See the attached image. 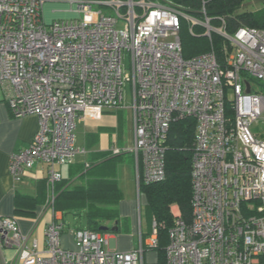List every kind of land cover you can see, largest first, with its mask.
<instances>
[{
	"label": "built area",
	"instance_id": "1",
	"mask_svg": "<svg viewBox=\"0 0 264 264\" xmlns=\"http://www.w3.org/2000/svg\"><path fill=\"white\" fill-rule=\"evenodd\" d=\"M45 2L0 0V89L15 117L39 120L31 144L10 157L14 180L48 164L45 209L54 211L63 178L55 166L73 165L82 152L78 121L123 110L128 85L139 192L141 180L166 178L171 125L196 123L193 218L172 211L162 264H264V137L252 130L264 115V30L244 27L230 35L208 17L198 21L160 0H73L75 17L45 23ZM183 20L203 26L209 38L221 35V55L184 58ZM63 229L58 218L49 224L40 249L16 218L0 217V244L16 251L15 264H145L158 245L156 223L151 237L140 232L139 247L129 252L107 250L106 236L87 229L74 230L76 248L64 249Z\"/></svg>",
	"mask_w": 264,
	"mask_h": 264
},
{
	"label": "trees",
	"instance_id": "2",
	"mask_svg": "<svg viewBox=\"0 0 264 264\" xmlns=\"http://www.w3.org/2000/svg\"><path fill=\"white\" fill-rule=\"evenodd\" d=\"M174 6L190 17L204 22L208 17L210 25L216 29L234 35L240 28H256L264 30V6L256 11L243 8L246 0H160ZM205 10V13H204ZM183 56L186 59L215 50L221 55L224 38L213 33L211 38L206 36V29L191 21L183 20L180 31ZM232 115V112L229 111ZM196 123L192 119L177 121L171 125L166 147V178L160 183H143L140 192L146 196V217L149 221V231L143 238H149L156 223L159 251V262L165 261V249L169 241V230L174 225L173 206H178L183 218L191 222L192 215V158L195 151ZM121 149V148H120ZM123 150V149H122ZM128 152L114 154L102 164L89 168L81 174L83 184L70 188L60 182L54 202L55 211L64 214L73 213L82 218V227L75 230H91L106 234L118 226L116 232H126L127 219L120 215L119 206L123 200V193L117 183L116 166L118 160ZM25 199L18 196L17 200ZM63 224L65 221L63 219ZM109 227V231L102 232L101 227ZM115 232V231H113ZM146 235V236H145Z\"/></svg>",
	"mask_w": 264,
	"mask_h": 264
},
{
	"label": "crops",
	"instance_id": "3",
	"mask_svg": "<svg viewBox=\"0 0 264 264\" xmlns=\"http://www.w3.org/2000/svg\"><path fill=\"white\" fill-rule=\"evenodd\" d=\"M72 1L46 0L42 9L43 21L51 23L55 20L75 17L76 12L74 6L71 5ZM45 14L47 15L46 20L44 18ZM124 112V109L105 111L100 118L85 117L80 119L76 129V142L82 152L78 155L73 165H56L55 170L62 174L64 186L72 189L83 184V180L80 179L82 173L110 159L113 147H118L123 149L124 152H128L118 160L116 173L117 183L123 193V200L119 206L120 215L122 218L127 219V229L131 227L133 232L136 227V206L132 197L134 184H136L138 191V182L135 157L129 151L133 146L131 113L129 120L132 127V139L129 140V145L126 146L123 133L126 123ZM38 130L39 120L37 117H15L11 113L0 89V217L16 218L21 232L30 235L31 239L38 242L40 249H44L47 245L46 230L49 224L57 218L62 224L63 219L65 221L64 214L61 211H55L54 209V213L53 210L45 209L50 193L48 185L50 166L45 163H37L19 181L14 180L8 170L11 155L27 148ZM61 183L58 182L56 184V191H58ZM125 195L128 197L126 202H129L130 206L132 203L133 208L129 207L131 211L123 212L121 208L125 202ZM138 195L140 196L141 192L138 191ZM18 196L25 199L18 202ZM177 208L178 206H173L172 211ZM146 219L149 231V221L147 217ZM65 230L64 227L61 235V246L67 250H74L76 248L74 241L75 228ZM140 232L143 233L142 227ZM115 234H123V232L112 231L104 234L107 242L109 237H114ZM132 234H130L131 237ZM121 236L123 235H118L117 237L120 238ZM124 236L128 237V235ZM118 238H116L117 247L114 251L129 252L135 249L133 244H131L132 246L118 248L120 241ZM110 240H114V238ZM16 259L17 253L15 250L0 244V264H15Z\"/></svg>",
	"mask_w": 264,
	"mask_h": 264
},
{
	"label": "rangeland",
	"instance_id": "4",
	"mask_svg": "<svg viewBox=\"0 0 264 264\" xmlns=\"http://www.w3.org/2000/svg\"><path fill=\"white\" fill-rule=\"evenodd\" d=\"M264 6V0H246V2L243 5V8L247 11H256L261 9ZM44 18L46 20L47 15H44ZM129 66H130V60L129 57L125 54L124 61H123V67L124 71L129 72ZM125 108H124V117H125V127H124V137H125V144L126 146L129 145V140L132 139V127L130 122V106L132 105V98L130 93V86L127 85V91H126V98H125ZM252 130L254 133L259 134L260 136L264 137V115L262 118H260L254 125L252 126ZM132 197V196H131ZM128 197L125 195V202L122 205L121 210L123 209V212L125 211H131V206L129 202H126ZM132 200H134V204L136 206V227L135 231L132 232L131 227L128 229L127 232H123V234H115L114 237L110 236L109 241L107 242V245L105 248L110 251H114L117 247L116 238H118V235H123L120 238H118L120 241L118 243V248L120 247H127L134 245V248L139 247V232L141 230V227L143 229V233L147 234L148 232V224L146 219V196L144 193L141 192V195H138L137 186L134 184L133 188V197ZM131 207V208H129ZM142 211V213H141ZM82 218H79V216H75L73 213H66L65 214V231H67L70 228L74 227H82V222L80 221ZM133 233V234H132ZM132 234V237L130 236ZM128 235V237L124 236ZM146 236V235H145ZM150 236V235H149ZM147 235L145 237V240L149 238ZM131 237V238H130ZM111 238H114V240H110ZM119 252V251H118ZM159 262V251L157 249L147 251L146 254V264H157Z\"/></svg>",
	"mask_w": 264,
	"mask_h": 264
},
{
	"label": "water",
	"instance_id": "5",
	"mask_svg": "<svg viewBox=\"0 0 264 264\" xmlns=\"http://www.w3.org/2000/svg\"><path fill=\"white\" fill-rule=\"evenodd\" d=\"M247 92L250 93V88H249V86H248V90H247ZM100 230H101L102 232H107V231H109V227H101ZM112 230H113V231H118V226L113 227Z\"/></svg>",
	"mask_w": 264,
	"mask_h": 264
}]
</instances>
